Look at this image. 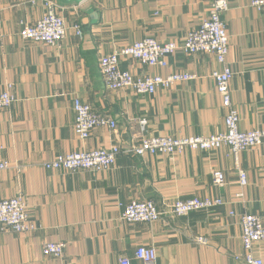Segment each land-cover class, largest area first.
I'll return each instance as SVG.
<instances>
[{
    "label": "crops",
    "instance_id": "0c3cea01",
    "mask_svg": "<svg viewBox=\"0 0 264 264\" xmlns=\"http://www.w3.org/2000/svg\"><path fill=\"white\" fill-rule=\"evenodd\" d=\"M32 1H35L34 3ZM69 30L59 47L23 39V23L34 24L46 12L42 0H0V92L9 89L14 103L0 110V199L22 195L37 229L0 230V264H132L139 246H154L155 264H245L238 215L264 216V143L242 151L239 163L248 183L242 189L229 147L185 149L177 155L137 156L122 152L103 171L47 169L60 154L127 147L141 135L175 137L211 135L225 128V107L212 72L221 69L212 53L178 50L166 67L148 66L126 57L121 66L135 75L187 72L194 79L153 94L105 87L99 61L145 37L182 42L208 15L210 0H54ZM222 15L229 34L227 62L241 130L264 128V9L253 0H229ZM9 86L11 88H9ZM80 97L112 116L116 129L97 127L80 139L74 130V99ZM146 120L142 129L139 120ZM222 170L226 184H213ZM239 192L243 197L237 196ZM220 197L212 210L151 222H128L124 206L132 200L163 202ZM235 212L236 215H231ZM207 238L206 244L195 238ZM65 242L61 257L46 255L49 242ZM264 261V240L254 247Z\"/></svg>",
    "mask_w": 264,
    "mask_h": 264
},
{
    "label": "built area",
    "instance_id": "2783aa9c",
    "mask_svg": "<svg viewBox=\"0 0 264 264\" xmlns=\"http://www.w3.org/2000/svg\"><path fill=\"white\" fill-rule=\"evenodd\" d=\"M42 1L46 6V12L34 24L23 23L19 31L23 39L59 47L69 30H73L80 37L83 35V30L78 23L68 25L64 17L58 13L59 5L54 0ZM252 5L258 9H264V0H253ZM229 8V0H210L208 15L201 20L197 27L187 33L182 42L175 40L162 42L155 37H145L119 50L103 54L99 61L100 71L107 89L130 88L138 94H153L159 87L168 89L177 83L194 79L195 75L187 72L171 73L167 76L160 74L135 75L130 69L121 66L122 58L130 57L148 66L166 67L168 57L178 50L187 54L200 52L214 54L221 65V69L212 72V77L216 81L217 90L226 110L223 131L211 135L180 137L141 135L138 140L132 141L125 148H121L118 144H112L108 147L60 154L46 162L45 167L54 170L62 169L67 172L103 171L114 166L122 152L137 156L158 153L173 156L180 154L185 149L212 150L227 146L234 157L239 185L243 189L247 185L248 179L246 171L240 166L239 155L246 149L264 143V128L241 130L239 127L240 115L233 100L231 88L234 73L227 62L230 48L229 34L227 25L222 18ZM9 88L11 87L9 86ZM14 101L15 96L9 89L0 92V110L10 107ZM74 110L76 113L74 130L82 140L88 139L97 127L105 126L114 130L118 126L112 116L95 110L90 103L83 101L80 97L74 99ZM139 123L142 129H145L146 120L142 118ZM8 167L7 161H0V176ZM212 179L216 186L226 184V175L222 170H214ZM237 196L242 198L243 193L239 192ZM223 204L224 201L220 197L175 199L172 202H163V207L154 199L132 200L124 206L122 218L128 222H151L161 220L165 216L180 217L193 211L212 210ZM230 214L236 215L235 212ZM238 217L242 227L243 252L235 255V259L242 260L245 264H264L263 259L254 254L255 245L264 240V216L246 212L239 214ZM4 229L15 232H32L37 229V225L27 212L25 199L20 194L0 199V230ZM195 240L201 244L208 242L207 238L203 236H198ZM64 249L65 242L63 241L45 243L43 247L46 255L54 257H61ZM135 257L146 264H155L157 250L154 246H139L136 248ZM119 264H132V261L127 255H121Z\"/></svg>",
    "mask_w": 264,
    "mask_h": 264
},
{
    "label": "water",
    "instance_id": "95a60500",
    "mask_svg": "<svg viewBox=\"0 0 264 264\" xmlns=\"http://www.w3.org/2000/svg\"><path fill=\"white\" fill-rule=\"evenodd\" d=\"M77 1H80V0H77Z\"/></svg>",
    "mask_w": 264,
    "mask_h": 264
}]
</instances>
